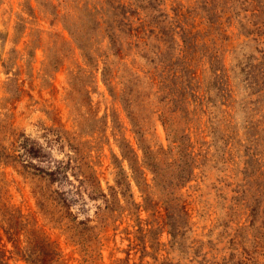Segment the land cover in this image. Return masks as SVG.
Masks as SVG:
<instances>
[{
	"label": "rangeland",
	"instance_id": "rangeland-1",
	"mask_svg": "<svg viewBox=\"0 0 264 264\" xmlns=\"http://www.w3.org/2000/svg\"><path fill=\"white\" fill-rule=\"evenodd\" d=\"M0 264H264V0H0Z\"/></svg>",
	"mask_w": 264,
	"mask_h": 264
},
{
	"label": "trees",
	"instance_id": "trees-1",
	"mask_svg": "<svg viewBox=\"0 0 264 264\" xmlns=\"http://www.w3.org/2000/svg\"><path fill=\"white\" fill-rule=\"evenodd\" d=\"M109 32H111V30ZM113 35H114V33H110V35H108V36H110V45H109V47H110V49H113L112 54L118 57L119 56V49H116V44H114V41H113ZM103 70L104 71H102V73H106L105 72V70H106L105 67H104ZM104 80L106 81L107 84H109L110 81L107 80V78L104 77ZM181 136H184V135H181ZM172 137H174V139H175V138H177V135H174ZM178 151L180 153L182 152L181 149H179ZM174 163H176V161ZM176 165H179V163H176ZM153 173H154L153 181L156 180V185H158L159 188H160V192H161V195H162V200L164 201V203H166L168 206H169V204H170V206H171V204L178 205L179 197L176 194V190L174 189V186L178 187L181 184H183L185 181H187L190 178V176H191L192 170L188 171V172L179 171V173L177 174V178H178L177 182L176 183L172 182L171 184L173 186H169V187L163 185V179H160V180L158 179V182H157V177L159 176V171L154 169ZM146 186L148 187V185H146ZM148 194H149L148 192L144 193V202H147V200H149ZM182 210H183V208H182ZM183 212L185 213L184 210H183Z\"/></svg>",
	"mask_w": 264,
	"mask_h": 264
}]
</instances>
